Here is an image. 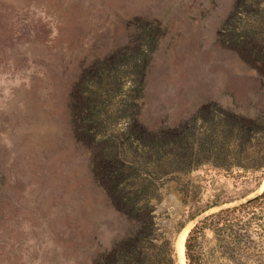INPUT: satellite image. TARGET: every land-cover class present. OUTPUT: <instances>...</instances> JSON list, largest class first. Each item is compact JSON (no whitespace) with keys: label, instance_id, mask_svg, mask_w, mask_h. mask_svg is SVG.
<instances>
[{"label":"rangeland","instance_id":"374dc122","mask_svg":"<svg viewBox=\"0 0 264 264\" xmlns=\"http://www.w3.org/2000/svg\"><path fill=\"white\" fill-rule=\"evenodd\" d=\"M211 109L258 129L227 138ZM132 118L186 147L151 148ZM104 150L152 209L150 252L187 264L197 227L201 264H233L200 220L261 192L264 0H0V264H91L135 228Z\"/></svg>","mask_w":264,"mask_h":264},{"label":"trees","instance_id":"16d2710c","mask_svg":"<svg viewBox=\"0 0 264 264\" xmlns=\"http://www.w3.org/2000/svg\"><path fill=\"white\" fill-rule=\"evenodd\" d=\"M106 60L102 67H108ZM204 109L209 110L206 105L201 108L200 113H203ZM211 112L214 114V122L221 126L222 135L227 138L240 139L245 137L251 129H258L256 118L243 117L224 109L220 111L211 109ZM136 120L132 118L128 121L127 132L133 138L148 140L151 148H162L167 144L186 147L188 135L184 134L182 127L147 133L137 125ZM103 154L101 165L109 181L107 189L113 194L118 210L127 212L131 220L135 222V228L127 231L122 238L115 240L91 264H175V258L169 249L160 254V252H150L145 247V243L153 242L155 237L152 209H144L143 204L124 191L122 182L113 179L118 177V168H116L113 154L105 150ZM206 225L214 233L220 254L228 261L233 264H264V188L246 201L221 207L208 214L200 220V227ZM196 228L189 231L185 240L187 264H201L199 257L192 253V236Z\"/></svg>","mask_w":264,"mask_h":264},{"label":"bare ground","instance_id":"6f19581e","mask_svg":"<svg viewBox=\"0 0 264 264\" xmlns=\"http://www.w3.org/2000/svg\"><path fill=\"white\" fill-rule=\"evenodd\" d=\"M264 188V181L262 183V185L260 186L259 190H263ZM259 192V191H258ZM254 195V194H253ZM187 232V228H183L181 231H180V234H179V238H178V245L179 247L181 248L182 244H183V240H184V237H185V234Z\"/></svg>","mask_w":264,"mask_h":264},{"label":"water","instance_id":"95a60500","mask_svg":"<svg viewBox=\"0 0 264 264\" xmlns=\"http://www.w3.org/2000/svg\"><path fill=\"white\" fill-rule=\"evenodd\" d=\"M260 193V192H259ZM255 195H257V194H255ZM255 195H253V196H255ZM253 196H251V197H253ZM251 197H249V198H251ZM249 198H246V199H244V200H242V201H246V200H248Z\"/></svg>","mask_w":264,"mask_h":264}]
</instances>
